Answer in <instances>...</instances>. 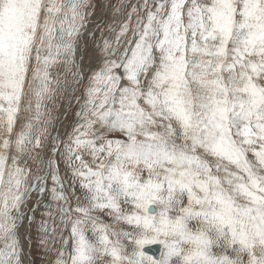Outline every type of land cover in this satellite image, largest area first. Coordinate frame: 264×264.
Here are the masks:
<instances>
[{
    "label": "snow or ice",
    "instance_id": "snow-or-ice-1",
    "mask_svg": "<svg viewBox=\"0 0 264 264\" xmlns=\"http://www.w3.org/2000/svg\"><path fill=\"white\" fill-rule=\"evenodd\" d=\"M33 248L264 264V0H0V264Z\"/></svg>",
    "mask_w": 264,
    "mask_h": 264
},
{
    "label": "rangeland",
    "instance_id": "rangeland-1",
    "mask_svg": "<svg viewBox=\"0 0 264 264\" xmlns=\"http://www.w3.org/2000/svg\"><path fill=\"white\" fill-rule=\"evenodd\" d=\"M97 36H99V33H97ZM61 111H63V109H61ZM61 119L63 120V117H61ZM67 124V121H65V125ZM59 131L61 132V133H63V131H64V129L63 128H59ZM32 252H33V259H35V261H36V264H40V257L37 255V252H36V249L35 248H33L32 249Z\"/></svg>",
    "mask_w": 264,
    "mask_h": 264
},
{
    "label": "water",
    "instance_id": "water-1",
    "mask_svg": "<svg viewBox=\"0 0 264 264\" xmlns=\"http://www.w3.org/2000/svg\"><path fill=\"white\" fill-rule=\"evenodd\" d=\"M153 252H155L158 255V251L155 248L153 249Z\"/></svg>",
    "mask_w": 264,
    "mask_h": 264
}]
</instances>
